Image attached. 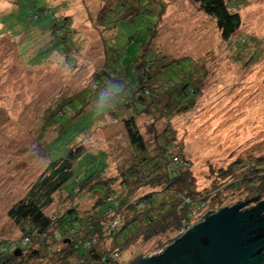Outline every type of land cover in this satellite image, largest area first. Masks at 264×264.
Listing matches in <instances>:
<instances>
[{
    "label": "rangeland",
    "instance_id": "374dc122",
    "mask_svg": "<svg viewBox=\"0 0 264 264\" xmlns=\"http://www.w3.org/2000/svg\"><path fill=\"white\" fill-rule=\"evenodd\" d=\"M131 1V6L138 8L137 14L119 20L114 11L123 8L120 0H37V7L46 3L48 10L38 12L41 18L37 22H25L19 15L28 11L29 0H0V242L21 240V231L9 219L8 210L25 197L49 158L53 160L67 152L65 141L72 139L71 133L66 130L58 138L61 128L48 120L54 110L69 106L64 120L70 118L62 125L66 128L89 126L73 138V143L88 153L77 162L76 172L84 170L79 167L90 161L89 154L98 153L105 156L106 169L101 177L116 178L119 169L125 168L132 149L122 123L108 113L94 120L96 108L110 97L115 83L96 76L149 55L155 64L160 60L192 64L190 73L199 95L192 109L173 117L169 125L175 134V145L182 146L191 163L197 190L204 194L221 187L222 202L210 211L254 196L249 186L233 183L244 174L249 176L250 171L264 173V164L257 161L264 156V0H228L231 11L240 16V26L227 41L221 39L214 21L190 0ZM51 13L55 19L68 17L71 21L67 43L60 44V50L53 48L56 37L47 28ZM154 15L157 17L150 25L155 37L141 57L144 27L148 26L144 23ZM106 19L115 23H106ZM110 59L115 60L111 65ZM247 59L253 61L249 63ZM157 71L153 69V73ZM99 79L103 82L97 85ZM70 100L74 101L69 103ZM80 103L82 110L74 114ZM151 122L150 117L137 119L145 138H150L147 127ZM164 122L157 124L158 132ZM228 167L233 173L222 176L221 171ZM110 186L115 194H126L119 184ZM89 190L70 196L54 194L44 214L55 219L77 205L80 217L91 215L97 195ZM145 191L133 194L134 198ZM49 231L55 234L56 224ZM175 236L138 241L121 252L118 264H129L138 255L158 253L162 250L158 245L166 247L168 239ZM49 240L48 245H53ZM104 243L110 246L109 241ZM36 250L41 258L31 259L26 252L20 254L17 264H60L52 261L47 249ZM65 260L64 264H78L74 257Z\"/></svg>",
    "mask_w": 264,
    "mask_h": 264
},
{
    "label": "trees",
    "instance_id": "16d2710c",
    "mask_svg": "<svg viewBox=\"0 0 264 264\" xmlns=\"http://www.w3.org/2000/svg\"><path fill=\"white\" fill-rule=\"evenodd\" d=\"M29 1L31 6L28 11H23L19 16L25 22H37L41 18L38 12H46L47 4L37 7V0ZM190 2L214 21L222 40H229L238 30L240 16L231 11L228 0ZM120 5L123 8L114 11L115 18L119 20L128 19L138 12V8L131 6V0H120ZM51 14L52 17L47 19V28L56 37L53 48L60 50L58 46L67 43L71 21L68 17L55 19L54 14ZM155 17L157 16L154 15L153 19L144 23L148 26L144 27L145 39L141 45L144 52L141 57L146 55L145 48L155 37L154 27L150 25ZM107 20L106 23H115ZM146 58L96 76H105L106 81L115 83V87L111 88L112 94L106 102H101L102 105L96 108L98 115H95L94 120L104 113H108L113 120H120L132 149L130 161L124 169H119L116 178L101 177L106 169L105 156L103 153H98L97 156L89 154L90 161L79 167L84 170L76 172L77 162L88 153L83 146L73 143V138L89 126L73 128L74 125H70L66 128L67 126L62 125L70 118L64 120L69 106L54 110L48 120L61 128L58 138L69 130L72 139L65 141L67 152L63 156H55L53 160L49 158V164L31 185L25 197L8 210L9 219L17 225L22 237L16 243L0 242V264H17L21 257H15L13 250H19L20 254L27 252L31 259L41 258L37 248L47 249L46 254L52 255V261L60 264H64L68 257H74L78 264H118L121 252L128 250L136 242L146 243L161 237L169 238L168 235H178L182 229L196 221L198 214L205 211V215L212 206L221 204V187H213L211 192L204 194L197 190L191 163L182 146L175 145V134L169 125L173 117L190 111L199 95L193 86L191 62L186 64L182 60L175 63L160 60L155 64L154 57L149 55ZM252 61L246 60L249 63ZM109 62L111 65L115 60L110 59ZM247 67L246 64L245 68ZM154 68L159 71L153 73ZM100 80L103 82V79H99L96 81L97 85L102 83ZM72 101L74 100L69 103ZM82 108L83 103H80L74 114H78ZM142 116L152 119L147 127L150 138H145L139 131L137 119ZM162 120L165 122L158 132L157 124ZM175 147L177 150H174ZM257 161L263 165L264 156L257 158ZM232 173L231 167L221 171L224 177ZM239 183L249 186L253 197L264 199V173L250 171L249 176L242 175L240 181L234 182L233 186ZM111 184H119L126 194H115ZM85 189H90V193L97 195L91 215L80 217L76 212L77 205L55 219L44 214L43 210L52 204L54 194L62 192L70 196ZM141 190L146 191L134 198L133 194ZM212 193L213 197L210 196ZM214 197L217 199L212 200ZM195 209L196 213L193 214L191 211ZM115 221L118 222L117 225L112 226ZM55 224L56 233L50 234L49 229ZM50 238L53 245H48ZM105 241H109L110 246L107 247ZM171 241L168 239L166 243ZM58 246L60 248L55 249ZM158 246L160 249L164 248L162 243Z\"/></svg>",
    "mask_w": 264,
    "mask_h": 264
},
{
    "label": "water",
    "instance_id": "95a60500",
    "mask_svg": "<svg viewBox=\"0 0 264 264\" xmlns=\"http://www.w3.org/2000/svg\"><path fill=\"white\" fill-rule=\"evenodd\" d=\"M250 203L255 205L246 208ZM171 240L160 252L138 255L129 264H264V200L252 197L210 211Z\"/></svg>",
    "mask_w": 264,
    "mask_h": 264
},
{
    "label": "built area",
    "instance_id": "2783aa9c",
    "mask_svg": "<svg viewBox=\"0 0 264 264\" xmlns=\"http://www.w3.org/2000/svg\"><path fill=\"white\" fill-rule=\"evenodd\" d=\"M193 214H195L196 213V209L195 210H192L191 211ZM205 213V211L203 212V214ZM203 214L201 213V214H198V216L196 217V221H199L200 219H201V217L203 216ZM195 221V222H196ZM117 221H115V222H113V224H112V226H115V225H117ZM194 223V222H193ZM190 226V225H189ZM186 227H188V226H186ZM115 255H113V257H114ZM116 257V256H115Z\"/></svg>",
    "mask_w": 264,
    "mask_h": 264
},
{
    "label": "flooded vegetation",
    "instance_id": "af4514ba",
    "mask_svg": "<svg viewBox=\"0 0 264 264\" xmlns=\"http://www.w3.org/2000/svg\"><path fill=\"white\" fill-rule=\"evenodd\" d=\"M255 204V203H254ZM248 207V206H247Z\"/></svg>",
    "mask_w": 264,
    "mask_h": 264
}]
</instances>
